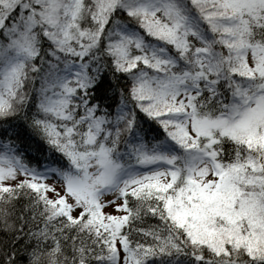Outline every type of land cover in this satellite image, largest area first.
Returning <instances> with one entry per match:
<instances>
[{
  "label": "snow or ice",
  "instance_id": "obj_1",
  "mask_svg": "<svg viewBox=\"0 0 264 264\" xmlns=\"http://www.w3.org/2000/svg\"><path fill=\"white\" fill-rule=\"evenodd\" d=\"M0 264H264V0H0Z\"/></svg>",
  "mask_w": 264,
  "mask_h": 264
},
{
  "label": "trees",
  "instance_id": "obj_2",
  "mask_svg": "<svg viewBox=\"0 0 264 264\" xmlns=\"http://www.w3.org/2000/svg\"><path fill=\"white\" fill-rule=\"evenodd\" d=\"M150 223H154L155 221L153 220V221H149Z\"/></svg>",
  "mask_w": 264,
  "mask_h": 264
}]
</instances>
